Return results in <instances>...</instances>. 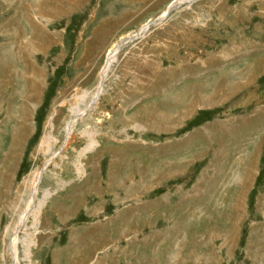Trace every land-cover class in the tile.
<instances>
[{
  "label": "rangeland",
  "instance_id": "rangeland-1",
  "mask_svg": "<svg viewBox=\"0 0 264 264\" xmlns=\"http://www.w3.org/2000/svg\"><path fill=\"white\" fill-rule=\"evenodd\" d=\"M37 172L17 264H264V0H0V264Z\"/></svg>",
  "mask_w": 264,
  "mask_h": 264
},
{
  "label": "bare ground",
  "instance_id": "bare-ground-1",
  "mask_svg": "<svg viewBox=\"0 0 264 264\" xmlns=\"http://www.w3.org/2000/svg\"><path fill=\"white\" fill-rule=\"evenodd\" d=\"M167 12V9H166V11H164L163 12V14H162V16L159 18V19H161V18H163L164 16H165V13ZM147 25L148 24H144L143 26H141V28L139 29V32H138V34H140L141 32H143V30L144 29H146V27H147ZM31 32H32V36L34 37V38H45V39H47V37H49V35H47V33L45 32V30H43V29H41V28H39V26L37 25V24H35V23H33V25L31 24ZM135 33L136 32H134L133 34H131V35H129L128 37L129 38H133V36L135 35ZM137 34V33H136ZM127 40H129L128 38H125V39H123L122 41H121V43H120V45H122V44H125L126 43V41ZM120 45H118V46H116L115 47V49L112 51V52H110L109 53V55H108V58L110 59L111 57H113V58H111V60H108L109 61V63L106 65V66H104L103 67V70L101 71V73H100V75H99V80H98V83H97V87L95 88V90H94V93H92L93 95L92 96H90L89 97V100H88V103H87V105H85V108H83L82 109V111H79L78 113H75L74 115H75V119L74 120H72V118H71V120L69 121H67V125H66V127H65V132L67 133V136H68V138H67V140L66 141H68V139H69V137H70V135H71V131H72V129H73V125H74V123L79 119V117L85 112V110L88 108V104H90V103H93V102H95L96 100H97V98L99 97V95H100V93L102 92V90H103V79H104V77H105V72H106V70L108 69V66H109V64L114 60V58H115V54H116V52H117V49H118V47L120 46ZM107 58V57H106ZM107 58V59H108ZM193 88V86H190V88ZM195 87V86H194ZM184 89V88H183ZM185 89H187V88H185ZM184 89V90H185ZM183 90V91H184ZM192 90V89H191ZM191 90L189 91V89H187L186 90V92H191ZM182 90L180 91V94H181V92H183ZM213 91V90H212ZM192 94H193V96H196L195 98H197V96H198V94H199V92H198V90H196V91H194V92H192ZM179 95V94H178ZM190 95V94H189ZM212 95V94H211ZM180 96V95H179ZM200 99H198V100H200V102H202V103H204V104H208L209 102H210V100H211V96L210 95H204V94H201L200 95ZM196 102H192V105H194ZM202 105V104H201ZM189 106V105H188ZM77 107V106H76ZM190 108L188 109V111H190L191 110V107L192 106H189ZM80 107H78V109H79ZM78 111V110H77ZM187 111V112H188ZM73 116V115H72ZM71 116V117H72ZM66 144H67V142H65ZM52 145L53 143L51 142V140L49 139V137H48V134L46 133V136L43 138V141H42V143H41V145H44V147H45V145L46 146H48V145ZM252 164V163H251ZM40 175H41V173L40 172H37V174H34L33 176V185H32V192H31V195H32V197H31V195H30V199H29V202H28V204H27V206H26V208H25V210L21 213V215L19 216V220H18V222H17V225L15 224V226H14V228H13V230H12V234H13V237H12V239H11V244H10V250H11V253L13 254V258H14V260L16 261L14 264H17V260H16V258H17V256H16V249H15V246H14V244H15V242H16V240H17V230L19 229V227H20V225L22 224V222L23 221H25L26 220V218H27V216H28V214L30 213V212H32L33 211V209L34 208H36L35 206H34V208L32 209L31 208V204H32V198L33 199H35V191H36V185H37V183H38V181H39V178H40ZM241 179V178H240ZM245 179H247V178H245ZM244 180V179H243ZM247 181V180H246ZM240 197V196H239ZM240 203V202H239ZM31 209V210H30ZM29 247V246H28ZM98 263V262H97Z\"/></svg>",
  "mask_w": 264,
  "mask_h": 264
}]
</instances>
